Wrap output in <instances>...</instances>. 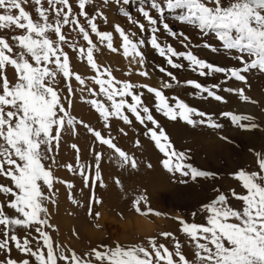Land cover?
<instances>
[{"label":"snow or ice","instance_id":"6c2138e0","mask_svg":"<svg viewBox=\"0 0 264 264\" xmlns=\"http://www.w3.org/2000/svg\"><path fill=\"white\" fill-rule=\"evenodd\" d=\"M133 2L102 0L100 6L89 13L88 7L94 5L95 0H0V32L4 33L0 35V178L8 182L0 183V264H264V153L260 152L255 153L256 170L239 169L230 174L244 190L243 194L230 190L231 197L242 202L240 209L231 207L229 196L214 189L217 195L199 209L206 213L205 223H190L179 215L169 217L178 222L179 232L188 238L194 253L191 260L169 231L146 236L138 243L98 244L82 254L53 239L51 232L57 228L51 223L52 214L47 205L57 204L55 184L65 185L71 203L82 207L72 192L74 185L57 178L53 171L65 131L76 135L77 126H82L94 138V144L111 150L109 158L119 168L136 169L135 157L118 147L116 138L111 135L113 119L133 125L134 118L144 128L143 135L162 154V168L173 178L178 173L179 183L185 184L184 177L195 181L197 178L214 179L215 174L184 162L186 153L174 148L167 132L142 99L145 92L154 98L157 113L192 128L205 126L220 130L224 125L178 97H172L174 103H170L164 89H171L174 84L183 85L195 89L192 95L196 97L227 103L225 97L218 94L222 90L237 95L241 102L258 103L245 94L244 88L222 85L232 80L247 84L246 74L253 71L264 74V0H227L226 4L225 0H135L137 16L142 20L134 18L127 7ZM102 9L116 11L140 33L150 32L147 43L170 68H183L184 63L179 62L182 60L201 77L222 74L224 80L210 86L196 80L181 82L163 66H158V71L168 79L162 81L159 88L116 79L110 69L97 63L94 56L100 51L97 45L113 53L122 52L130 64L138 65L136 74L148 78L150 74L141 50L146 41L135 39L136 31L126 30L118 23L113 25V31H101L98 22H108ZM166 13L199 32L204 38L202 44L192 45L188 35L174 31L165 19ZM161 33L179 40L186 50L177 51L171 44L162 45L158 38ZM114 34L120 39L119 48L114 46ZM209 36L218 43H210L206 39ZM200 47L226 54L237 61L238 66L221 67L200 59L192 51ZM66 49L86 62L94 75L74 72ZM9 69L13 71L12 79L8 76ZM126 74L131 75V69ZM73 80L79 88H73ZM61 81L66 95H62ZM88 81L96 87H88ZM85 90L91 98L81 96V99L98 114L103 128L109 132L107 136L69 111L75 92ZM100 96L104 99H99ZM220 116L239 130L259 127L248 114L225 111ZM119 131L128 135L124 128ZM219 138L228 141L227 136ZM134 146H141L139 139ZM71 147L76 152L75 166L63 167L82 178L83 187L91 192L87 215L94 221L99 220L101 214L94 212V206L102 204L96 195L97 186L105 187L103 151L93 148V161L85 164L81 163L78 146L72 144ZM147 167L152 165L149 163ZM115 183L121 186L118 178ZM130 203V211L149 223H152L151 216H166L151 208L146 192L136 195ZM7 210H13L14 215L10 216ZM196 214L193 212L192 216ZM95 227L102 226L95 224ZM20 230L24 232L23 237ZM160 238L175 241L174 250L159 242ZM13 249L18 253L15 257Z\"/></svg>","mask_w":264,"mask_h":264},{"label":"rangeland","instance_id":"374dc122","mask_svg":"<svg viewBox=\"0 0 264 264\" xmlns=\"http://www.w3.org/2000/svg\"><path fill=\"white\" fill-rule=\"evenodd\" d=\"M101 3L102 0H95V4L88 7L89 13H92L93 8L99 7ZM226 3L227 0H225ZM137 6L138 4L135 0L131 5L127 6L134 18H140L136 13ZM27 10L32 11L31 9ZM102 10L105 11L108 22L105 23L102 20L98 22L101 31H113V25L118 23L126 30L136 31L137 37L135 39L146 41L141 50L146 61V70L150 74L148 78L137 75L138 65L130 64L122 52L113 53L103 45H97L100 48V51L94 53L97 63L102 68L110 69L116 79L121 81L128 80L133 83H144L159 88L162 81L168 79L158 71V66H163L172 71L181 82L196 80L203 85L210 86L212 84H219L224 80L222 74L201 77L193 73L187 66V62L182 60L179 62L184 63L185 66L183 68H170L166 64L165 59L159 56L151 48L150 44L147 43L150 38V32L140 33L138 29L129 25L126 19L116 11L110 9ZM32 14L36 18L35 13L33 12ZM81 19L83 20V18ZM140 19L142 20V18ZM165 19L174 31L177 33L184 32L188 35L192 45L202 44L204 38L195 29L177 22L172 14L166 13ZM0 35H4V33L0 32ZM158 38L162 45L171 44L177 51L186 50L182 47L179 40H174L165 33L159 34ZM206 39L214 45L218 43L212 36ZM114 46L117 48L120 46L118 34H114ZM66 50L69 51L71 67L74 72L82 76L94 75L86 62H82L70 49ZM192 51L200 59L207 60L221 67L238 66L237 61L230 59L223 53H212L202 47L192 48ZM130 69L131 75H127L126 73ZM246 75L247 84L232 80L227 84H223L222 87L244 88L245 94L258 102L255 105L241 102L237 95L223 92L222 90L218 94L225 97L227 103L217 102L211 98L201 99L196 97L192 95L196 91L195 89L183 85L176 86L174 84L171 89L163 90L165 96L169 98L170 103H174L172 97H178L190 107L210 114L214 120L224 125V128L220 130H213L205 126L192 128L179 120L169 121L155 111V100L151 94L145 92V95L142 97L145 104L152 110L154 117L167 132L177 152L186 153L187 158L184 162L191 164L198 170L214 173V179L197 178V180L193 181L190 177H184L183 179H186L187 183H179L181 177L178 173L173 178L170 173L162 168L160 164V160L163 159L162 154L155 148L153 142L143 135L144 128L137 124L134 118L133 125H124L122 121L113 119L111 121V135L116 138L115 143L118 147L135 157L138 164L136 169H131L130 167L125 169L119 168L114 160H110L109 158L112 155L111 150L106 147L101 149V146L94 144V138L82 126H77L76 135L71 134L70 131H65L59 149L56 152L57 165L53 167V171L57 178L69 181L74 185L72 192L82 207H77L71 203L68 199L69 190L65 185L55 184L57 204L47 205L52 214L51 223L57 228V231L51 232L53 239L74 249L78 254H82L90 248L96 247L98 244L113 245L115 241H119L124 245L138 243L146 236L155 235L161 231H169L181 243L186 257L190 260L193 259L194 253L188 238L179 232L178 222L169 217L179 215L190 223H205L206 213L200 212L199 209L202 204L208 203L217 195L214 189H218L229 196L231 207L240 209L242 202L232 198L230 190L234 189L239 194H243L244 190L240 186V182L235 180L230 174L239 169H245L249 172L256 170V165H254L255 153H264V74L253 71ZM8 76L9 79L13 78V71L11 69L8 71ZM72 84L74 89L80 87L74 80ZM60 87L63 89L62 95H66V89L63 88L62 81ZM88 87L96 86L91 81H88ZM137 91L144 90L137 89ZM81 96L85 99L91 98L86 90L83 93L76 91L72 97L74 103L72 108L69 109L70 113L96 130L102 131L107 136L109 132L103 128V122L99 119L98 114L91 108V105L81 99ZM98 98L104 99L102 96ZM65 106L67 107L66 103ZM246 107L251 108V111L245 109ZM225 111L251 115L255 118L254 122L259 127L250 131L239 130L233 127L227 118L220 116V113ZM194 118L198 119V117ZM120 128H124L128 135L125 136L120 133ZM221 135L227 136L228 141L221 140L219 138ZM137 139L140 140L141 144L139 148L134 146ZM72 144H76L80 149L81 163L85 164L92 163L93 148L97 151H103L102 177L105 187L97 186L95 190L96 195L102 200V204L94 206V212H100L101 214L99 220L94 221L93 218H89L87 215V203L91 192L89 189L83 187L82 178L79 175H73L72 172L63 167L66 164H73L75 166L76 152L72 149ZM251 146L255 148L258 146V149L251 148ZM253 148L255 151H250ZM149 163L152 165L151 168L147 167ZM117 178L121 181V186L116 185L115 180ZM0 183L8 182L0 178ZM144 192H146L149 198L151 208L165 213L166 216L159 217L161 223L151 229L148 234H140L138 236L135 235V232V234L132 233L130 226V222H133L134 217L138 216L130 211V202L136 195ZM7 211L10 216L14 215L13 210ZM193 212L197 213L195 217L192 216ZM153 218L158 217L151 216L150 220ZM95 224H100L102 227L97 229ZM94 231L99 232V234L94 235ZM73 232L77 233V235L74 236ZM19 234L23 237V230H20ZM159 242L164 243L170 250H174L175 241L171 238L168 240L160 238ZM12 255L14 257L18 255L15 249H13Z\"/></svg>","mask_w":264,"mask_h":264},{"label":"bare ground","instance_id":"6f19581e","mask_svg":"<svg viewBox=\"0 0 264 264\" xmlns=\"http://www.w3.org/2000/svg\"><path fill=\"white\" fill-rule=\"evenodd\" d=\"M245 109H247L248 111H251V108L249 107H246ZM259 136V135H258ZM250 144H252V142H250ZM248 145V144H247ZM256 146V145H254ZM254 146H251L254 147ZM258 147V146H257ZM255 148V149H258V148ZM251 149V150H254L255 149ZM257 151V150H256ZM250 154V153H249ZM255 165V164H254ZM152 223H149L148 221H146L143 217H140V216H135L134 217V221L133 222H130V226H131V230H132V233L135 234V235H138L140 236V234H148L151 229H153L156 225H158L159 223H161V219L159 218H153L152 220ZM124 230V229H123ZM135 232V233H134ZM94 235H98L99 232L97 231H94L93 232ZM102 234V233H101ZM130 236V235H129ZM133 238V237H132ZM128 239V238H127Z\"/></svg>","mask_w":264,"mask_h":264},{"label":"crops","instance_id":"0c3cea01","mask_svg":"<svg viewBox=\"0 0 264 264\" xmlns=\"http://www.w3.org/2000/svg\"><path fill=\"white\" fill-rule=\"evenodd\" d=\"M61 227H62V226H61ZM157 228H158V226H157ZM157 228H156V229H157Z\"/></svg>","mask_w":264,"mask_h":264}]
</instances>
